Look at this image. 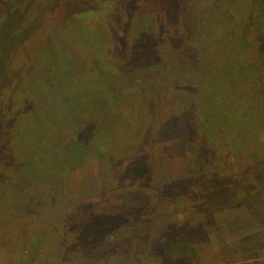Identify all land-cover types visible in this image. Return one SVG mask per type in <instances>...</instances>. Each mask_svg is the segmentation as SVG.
Wrapping results in <instances>:
<instances>
[{
  "label": "rangeland",
  "instance_id": "rangeland-1",
  "mask_svg": "<svg viewBox=\"0 0 264 264\" xmlns=\"http://www.w3.org/2000/svg\"><path fill=\"white\" fill-rule=\"evenodd\" d=\"M237 2L0 0V120L18 115V134L37 137L25 148L30 166L40 162L43 165L38 168L53 171V179H30L24 171L17 173V160L6 159L14 148L13 138H6L0 128V184L12 183L15 188L13 193H2L0 185V264H41V239L55 236L41 233L57 230V215L72 208L78 215L70 227L67 221L62 224L65 239L82 240L88 235L90 221L81 225L79 218L85 211L76 207L81 203L87 204L91 214L101 213L94 222L99 229L111 214L125 242H133L140 228L146 227L144 237H149L151 225L159 226V236L152 232L153 239H144L143 246L139 241L128 261L122 253H128L130 247H108L106 264H141L136 259L142 250L147 256L144 264H264V155L236 159L230 173L223 174L221 169L201 172L197 146L180 142L173 148L176 155L184 151L189 155L185 160H169L172 175H158L153 185L150 181L134 187L126 180L123 183L114 171L119 165L110 161L118 151L117 134L123 133L121 143L125 146H136L131 132L134 136L141 133L148 123L155 128L165 113V124L172 118L168 110H151L153 121L149 122L145 118L148 99L140 93L165 104L177 98L204 103L211 95L207 98L211 107L200 120L203 137L198 132L201 137L197 142L217 156L236 149L239 140L245 144L264 136V0H242L253 6L247 18L242 16V8H234ZM162 40L165 43L161 44ZM143 52L153 56L149 59ZM159 65L164 68L156 69ZM49 114L55 118L52 130L51 123L45 121ZM33 117H39L40 123ZM98 117L101 123H96ZM46 131L50 137L55 134L61 148L82 154L77 160H68L66 155L63 160L60 153L54 154L53 161L36 160L48 143L42 141ZM124 145L122 150L127 149ZM129 149L125 152L135 148ZM166 161H157L158 167L166 168ZM210 173L220 174L214 178L216 184L222 181L235 189L229 199L233 205H245L217 213L215 225L206 220L207 211L200 204L206 201L200 200L202 191L196 200L188 192L181 198L170 194L182 181L191 179L198 185V180ZM164 184L169 193L161 202ZM60 191L63 193L57 194ZM21 192L34 198L33 215L23 208L24 201L14 207L16 201L11 199L22 197ZM54 194L59 196L52 199ZM239 218L243 220L238 224L225 225ZM27 220L34 221L24 225ZM32 230L39 232L29 240L26 235ZM152 242L153 247L149 246ZM209 244L212 250L206 248L203 253ZM49 260L48 254L43 264Z\"/></svg>",
  "mask_w": 264,
  "mask_h": 264
},
{
  "label": "trees",
  "instance_id": "trees-1",
  "mask_svg": "<svg viewBox=\"0 0 264 264\" xmlns=\"http://www.w3.org/2000/svg\"><path fill=\"white\" fill-rule=\"evenodd\" d=\"M238 1H240L241 4H239L240 2L239 3L237 2V4H233L234 8L235 7H236V9L237 8H242V9L244 8L243 10L242 9H240V10L243 13L242 16L247 18V15L250 14V11H251L253 6H251V5L247 6V4H244L242 2V0H238ZM250 4H252V3H250ZM255 10H257V8H255ZM249 18L250 17L248 16V19ZM163 43H165V42L162 40L161 44H163ZM154 52H156V51H154ZM142 54L143 55L145 54V56L149 57V59H151V57L153 56L150 54V52H145V53L143 52ZM161 68H164V66L159 65L156 67V69H160V70H161ZM150 73H153V72H150ZM147 76H148V74H147ZM6 81H7V79L5 80V82ZM1 90L2 89L0 88V93H1ZM254 90L256 91V88ZM261 91H262V96H263L261 98L262 99L261 101L264 104V90L262 89ZM145 93H149V92H145ZM208 94H210V93H208ZM140 95H142L143 98L145 97L148 99L147 100L148 101L147 109H146V111L148 113L147 112L145 113V118L149 122L153 121V115L151 113V110H155V112L157 109H159L160 112L162 109L168 110L170 112L172 118L168 124H165L163 121V117L166 115V113H165V114H163L162 118H160L161 115L159 116V119H157L158 122L155 125V128H152V124L148 123L144 126L141 133H135V136H134L133 133L131 132L132 137H134L136 139V141L138 142V144L136 146H125L124 143H121L122 142L121 137H122L123 133H120L119 135L117 134V136H118V138H117L118 139L117 140L118 151L115 154V157H114V155H112V156L110 155L112 157L110 161H113L115 163V166L119 165V167L114 168V171L117 172L118 174H120L121 178H123V183L126 180L127 184L132 183L133 187L135 185H138V184H142V185L147 184L148 185L150 183V181L152 182L154 178L158 177V175H163V176L172 175L173 167H171L169 160H171V159H173V160H176V159L185 160V159H187V156L189 155L187 153V151H184L183 153L176 155V152L173 150V148L175 146H177L180 142H182V145L187 143L188 146H189V144H190V146L192 144L197 146V149H198V151H197V154H198L197 166H198V170L201 172L204 170L212 171L215 169H221V170H225L223 172V174L230 173V169L232 168L231 166H234L233 163L236 159L243 161L245 159H249L250 156H252V155H257V154L264 155V136L263 137H257L256 136L253 138L254 139L253 141L249 140L245 144L242 143L241 140H239L237 143L236 149H233V151L229 150V151H227V153L223 151V152H221L220 156L215 155L213 152H211V150H209V148H205L203 145L200 146V144L197 142L200 140L201 136L203 137V134L201 132L202 128L200 125V120L202 119V115L204 113H206V111L209 109V107H211L212 102H208L211 95L209 97H207L209 99L206 98V101L204 103H202V101H198V100H196V101L188 100L187 102H184L182 98H177L172 103L168 102L167 104L159 102L157 100H154L152 98V96H150V95L145 96V94H141V93H140ZM2 114H3V112H2ZM49 115L51 116L50 119L47 118V119H45V121L48 124L51 123L50 128L52 130L53 129L52 126L55 125L52 120L55 121V118L53 117V115H51V114H49ZM139 116H141V115L139 114ZM17 117H18V115H16V117H15V115L13 114L12 118L6 119L5 117L4 118L1 117V120H0L1 121L0 128L3 130L4 135L6 136V138H9V137H11V139L13 138V144H14L13 150L9 152L10 154L6 157V159L7 160L16 159L17 161L15 164V166H16L15 169L18 170L17 173L24 171L25 175L30 176V179L31 178L33 179L35 177H38L40 179H53L52 178L53 176H51L53 171L45 172L46 170H42V168H38V167H41L43 164H41L40 162H36L38 164L35 163L31 167L29 164V161H27L28 160L27 156L29 154L27 156L25 155L26 154L25 148L27 147V145L30 141H32V140L36 141L37 137L32 134L31 136H33V138H31V136L27 138L26 135L23 136L22 134H18L17 128L20 124L19 120L21 118H17ZM38 118L39 117H37V118L33 117L35 122L40 123L37 121ZM100 118L101 117H98L99 121H96V123H101L102 118H101V120H100ZM111 122L112 123L114 122L113 124H115V120H111ZM70 126H72V125H70ZM111 126H113V125L111 124ZM66 127H68V125H66ZM103 127H105L104 124H103ZM99 128H101V127L99 126ZM258 128H260V127L259 126L255 127L256 132H259ZM133 129L135 130V128H133ZM127 130H129V129L127 128ZM127 130H126V133L128 134ZM123 131H125V129ZM198 132H201V136H198ZM49 133H50L49 131H46V133H44V135H43L42 141L43 142L45 141L46 143L47 142L48 143L44 148H42L45 150V151H43V154L41 151L38 154V156L35 157L36 160H45V159L51 160V159H53L54 154H57V153H60L61 159H63V160H64L65 155L69 156L68 160H70V159L71 160H77L79 155L82 154V152H80L76 149H75L76 150L75 151L69 147L61 148L60 145L55 142V139L53 137L55 134L53 136L51 135V137H50ZM97 134H99V133H96L95 137L97 139H99L98 138L99 135H97ZM47 138L49 139V141H47ZM134 138H132V140ZM256 138H257V140H255ZM17 143H18V145H17ZM122 145H124L127 149H129V147L130 148L134 147L135 149L134 150L131 149V151L126 153L125 150H127V149L122 150L121 149ZM117 148H114L113 150H116ZM210 148H211V146H210ZM2 150H5V148L2 147ZM105 150H107V148H105ZM112 154H114V153H112ZM0 159H1V157H0ZM166 159H168V160L166 161ZM164 160L167 163H169V165L166 166V168L162 169L161 167H158L157 161H164ZM51 161H53V160H51ZM44 164H46V163H44ZM124 164H125V166H124ZM243 164H248V162H244ZM191 169H193L192 166H191ZM31 170H34V172H35L33 175H31V173H30ZM124 171H125V173H123ZM188 171H189V173H191L190 170H188ZM121 172L123 173L122 175H121ZM176 175H178V174H176ZM219 175L220 174H218V173H210V174H208V176H206V178H203V180L202 179L198 180L199 181L197 183L198 185H193L195 181H193L191 179L190 180L188 179L186 181H182L181 185H179V184L175 185V188H173L174 192H170V194L173 193L175 197L179 196L181 198L183 193L188 192L189 195L192 196L191 198L196 200L197 196L202 191V194L199 195L200 200L206 198L205 199L206 201H203L200 204L205 206V210L207 211L206 216H205L206 220L208 221L209 224L215 225L213 223L214 222L213 218H215V216L218 215L217 213H219V212L221 213V212H223L227 209H230V208L231 209H234V208L237 209V208L245 206V205H243V203H241L240 205H233V202L231 203V201L229 200L231 197L230 192H232L235 189L232 190V188L227 187V184H225L222 181L220 183L216 184L217 181H215L214 178L219 176ZM142 180H145L146 182H144ZM205 180H207L206 183L210 184V187L213 188V190L207 189V186H206L207 184L206 183L203 184ZM115 183L123 184L122 181H113V184H115ZM11 184L1 183L0 184V185H2L1 188L4 189V191H2V193H4V192L13 193L12 188H14V187ZM151 184L153 185V182ZM162 185H163V183H162ZM199 185H200V187L203 186L202 190L200 188H198ZM164 186L166 189L160 187L162 189L161 192H164V194L160 196L159 201H161V202L163 201V199L164 200L167 199L165 195L168 192L167 191L168 186L165 184H164ZM195 186H198V187H195ZM55 187L56 186H54L52 188H55ZM203 192H206V193H204L205 196H204ZM212 192H214V193H212ZM60 193H63V191L57 192V194H60ZM22 194H24V192ZM57 194L56 195L54 194L52 199H55V197H58L59 195H57ZM233 196L235 198H237L236 195H233ZM20 197L21 196H16V197H13L12 199L11 198H8V199H11L12 201L13 200L16 201L14 203V207H16L17 204L18 205L20 204V203H18L19 201H24V203L26 205L23 206V208H26V211H29L33 215L34 212L36 211V210L32 209L33 207L31 208V203H32V200L34 198L30 195H27V193H25L21 198ZM238 197H240V195ZM3 201H6V200L4 199ZM236 201H238V199H234L235 203H236ZM10 203L8 202L7 204H10ZM24 203H23V205H24ZM244 204H245V201H244ZM201 208H199V209L201 210ZM220 208H223V209L221 210ZM202 209H204V208H202ZM127 214L128 213H125V215H127ZM129 214L131 215L130 217H132V215H133L132 211H130ZM236 214H237V216L239 215L238 213H236ZM247 214H248V212L245 215H247ZM203 218H204V216H203ZM242 220H243V218H239V219L235 220L234 222H229L225 225H227V226L231 225V224L236 225L239 222H241ZM33 221L34 220H27L24 223L23 222L22 223L24 225H27L29 223H32ZM38 232L32 230V231H30V233H28L26 235V237L28 236V239L30 240L32 235H36V234H38ZM57 232H58L57 230L53 231V233H55V234ZM60 232H58V233H60ZM201 232L203 233V231H201ZM63 233H65V231ZM64 239H65V237H64ZM222 242H223V240L221 239L220 243H222ZM70 244L71 243L69 240H67V239H66V241L64 240V248H66V249L68 247L72 248L70 246ZM29 247L31 248L32 246L30 245ZM206 248H209L211 251L212 250L211 244H209L208 246L203 248V251H204L203 253L206 252Z\"/></svg>",
  "mask_w": 264,
  "mask_h": 264
},
{
  "label": "crops",
  "instance_id": "crops-1",
  "mask_svg": "<svg viewBox=\"0 0 264 264\" xmlns=\"http://www.w3.org/2000/svg\"><path fill=\"white\" fill-rule=\"evenodd\" d=\"M93 203H95V201H92ZM92 205V204H89ZM93 206V205H92ZM77 208L80 207L82 208V210H84L83 214L81 212L80 218L79 220L82 222L81 225L82 226H86L87 223L89 222V227L90 229H88V232L85 237H82V240H78V239H73V240H69L70 241V246L72 248L69 247L68 251L65 252L66 248H62V249H58L59 246H63L64 247V240L66 241V239H64V237L66 238V234L63 233L66 228L62 227V224L67 221V226L70 227V224L74 221V217L76 211L73 210V208L71 209V211L69 213H65L63 212V210L61 209V211L63 213L58 214L57 218L54 220L56 221L57 224V231H61L60 233H53V231H44L41 233L42 236H53L52 238H42L41 239V245L39 248V254H40V260L42 261L41 264H43V258L46 257L49 254L50 260L49 262H47V264H106L109 262H106V258L107 257V248L108 247H120L119 245L122 244V246H128L130 247V251L127 253V251H124L122 253V256L125 258H127V261L130 260L132 258V251L134 249V247H136V245H138L140 242L139 241H143L142 246L144 244V239L147 240V242H149L150 239H153V235L152 232H154L156 235L159 236V226L158 224H152L150 227V235L149 237L145 236L144 237V233L146 232V227L145 228H140L138 235L134 236V241L133 242H125L124 239H121V229L119 228V224L116 223L117 221L115 220H111L112 216L111 214H107L108 219L106 220L107 223L104 227H100L97 228L94 225L95 222V218H97V216H99V214L101 213H93L91 214L90 212L87 211V204H83L81 203L80 205L76 206ZM75 207V208H76ZM126 213V210H124V214ZM92 218V219H91ZM124 218V217H123ZM124 220V219H123ZM60 222V223H59ZM55 224V223H54ZM60 225V226H59ZM142 226V225H141ZM56 227V225H55ZM95 227V228H94ZM168 225H165V227L167 229ZM97 228V229H96ZM107 229H109V231H106ZM149 228H147L148 230ZM145 230V231H143ZM61 235V236H60ZM60 236V237H59ZM157 238V237H156ZM115 239H120L121 241L117 240L114 241ZM49 240H52V242L50 243ZM151 241V240H150ZM136 242V244H135ZM135 244V245H134ZM154 244V242H152L151 244H149V246L151 245V247H153L152 245ZM147 245V243H146ZM148 246V247H149ZM47 248V249H46ZM50 249V250H48ZM141 249H139L138 251H140ZM137 251V252H138ZM51 252V255H50ZM55 253V254H54ZM118 253V252H117ZM116 255L119 256V253ZM128 254V255H127ZM140 255L138 261L136 259V262H141V264H144L143 259L147 258L146 255H144L143 250L142 252L138 253ZM105 258V260H104ZM150 263L153 262V257H150ZM117 264L119 262H116ZM140 264V263H138Z\"/></svg>",
  "mask_w": 264,
  "mask_h": 264
}]
</instances>
